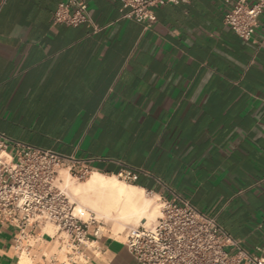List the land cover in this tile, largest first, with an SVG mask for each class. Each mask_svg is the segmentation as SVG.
<instances>
[{
  "label": "crops",
  "instance_id": "crops-1",
  "mask_svg": "<svg viewBox=\"0 0 264 264\" xmlns=\"http://www.w3.org/2000/svg\"><path fill=\"white\" fill-rule=\"evenodd\" d=\"M61 1L0 0V134L92 157V174L137 170L130 185L179 194L264 255V14L245 41L225 0L158 7L151 27L119 19L120 0L54 24ZM17 238L0 225V264H66L47 224L28 253ZM123 242L102 233L67 264H138Z\"/></svg>",
  "mask_w": 264,
  "mask_h": 264
},
{
  "label": "built area",
  "instance_id": "built-area-1",
  "mask_svg": "<svg viewBox=\"0 0 264 264\" xmlns=\"http://www.w3.org/2000/svg\"><path fill=\"white\" fill-rule=\"evenodd\" d=\"M188 1L120 0L119 19L151 27L158 7ZM225 3V26L239 38L251 40L264 14V0ZM53 23L92 25L86 0L61 1L53 13ZM95 160L33 147L0 134V225L18 229L16 246H21V251L28 253L31 245L27 239L45 224L56 228L59 249L66 250L68 258L82 255L91 240L101 237L94 213L78 207L60 187L62 175L77 181L89 177ZM138 174L127 168L116 177L132 183ZM158 201L161 215L155 222L130 226L124 232L123 243L138 264H264V255L240 248L212 217L198 211L188 199L172 193ZM230 248L236 252L230 253Z\"/></svg>",
  "mask_w": 264,
  "mask_h": 264
},
{
  "label": "bare ground",
  "instance_id": "bare-ground-1",
  "mask_svg": "<svg viewBox=\"0 0 264 264\" xmlns=\"http://www.w3.org/2000/svg\"><path fill=\"white\" fill-rule=\"evenodd\" d=\"M115 177L93 173L83 186L75 188L74 192L80 201L89 205L99 216L111 218L116 212V217L113 218L121 227L130 224L136 226L144 222L148 224L156 218L158 206L143 196L144 190L119 182Z\"/></svg>",
  "mask_w": 264,
  "mask_h": 264
},
{
  "label": "rangeland",
  "instance_id": "rangeland-1",
  "mask_svg": "<svg viewBox=\"0 0 264 264\" xmlns=\"http://www.w3.org/2000/svg\"><path fill=\"white\" fill-rule=\"evenodd\" d=\"M91 175L89 177H87L86 179L81 180V181H77V180L71 179V178L67 177L66 175H62V182L60 184V187L66 191V193H67V195H68V197L70 198L71 201L76 203L77 206L85 208V209H88V210H91L92 208L89 205H87L85 202L79 200V197L74 192V189L82 187L84 182H86L91 177ZM65 176L67 178H65ZM115 178L119 182H122L124 184H130V183L124 182L123 180H121V179H119L117 177H115ZM143 196L145 198L150 199L153 204H156V206H158V213H157L156 218H154V219H152V220H150L148 222V224H151V223L155 222V220L161 215V205H160V202L158 201V197L157 196L149 195V194H147L145 192H144ZM82 205H85V206H82ZM91 211L94 213V215L96 217V220L99 222L100 231L103 234L112 235L113 237H116V238H118L120 240H124V232H125V230L128 227L133 226V224L126 225V226H124L125 227V230H124V227H121V225L116 220H114V218L116 217V212H114V214H113L114 218L113 217L106 218V217L99 216L98 214H96V212H94V210H91ZM47 229H48V231L50 233H54L56 231V228L53 225H51V224H47ZM57 248H58V250L61 253L62 260L67 264L70 261L68 259V257H67V254H66L67 251L64 250V249L60 250L58 242H57ZM80 257H81L80 255H72V258L74 260H76V259H78Z\"/></svg>",
  "mask_w": 264,
  "mask_h": 264
}]
</instances>
